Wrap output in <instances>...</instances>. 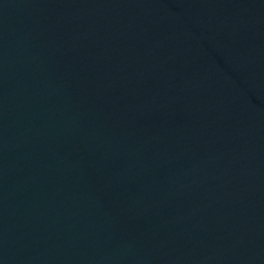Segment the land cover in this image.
I'll return each mask as SVG.
<instances>
[{
	"label": "water",
	"instance_id": "water-1",
	"mask_svg": "<svg viewBox=\"0 0 264 264\" xmlns=\"http://www.w3.org/2000/svg\"><path fill=\"white\" fill-rule=\"evenodd\" d=\"M0 264H264V0H0Z\"/></svg>",
	"mask_w": 264,
	"mask_h": 264
}]
</instances>
